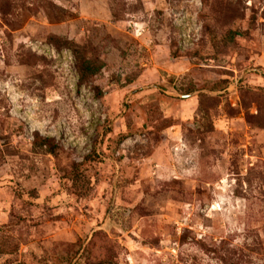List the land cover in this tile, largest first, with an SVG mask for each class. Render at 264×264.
<instances>
[{"label":"rangeland","instance_id":"374dc122","mask_svg":"<svg viewBox=\"0 0 264 264\" xmlns=\"http://www.w3.org/2000/svg\"><path fill=\"white\" fill-rule=\"evenodd\" d=\"M0 264H264V0H0Z\"/></svg>","mask_w":264,"mask_h":264},{"label":"trees","instance_id":"16d2710c","mask_svg":"<svg viewBox=\"0 0 264 264\" xmlns=\"http://www.w3.org/2000/svg\"><path fill=\"white\" fill-rule=\"evenodd\" d=\"M100 67L95 66L92 62L89 61H81L79 62V71L81 73V77L87 78L89 76L95 75Z\"/></svg>","mask_w":264,"mask_h":264}]
</instances>
